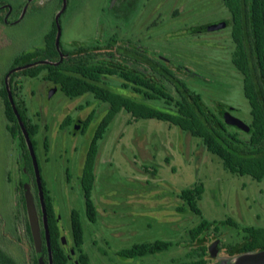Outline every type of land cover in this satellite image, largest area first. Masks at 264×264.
<instances>
[{
    "label": "rangeland",
    "instance_id": "1",
    "mask_svg": "<svg viewBox=\"0 0 264 264\" xmlns=\"http://www.w3.org/2000/svg\"><path fill=\"white\" fill-rule=\"evenodd\" d=\"M59 2L0 0V11L7 10L6 23L1 20L3 12L0 13V86L14 56L42 46L44 33L59 11ZM65 4L59 20L61 42L65 47L69 48L74 42L86 44L94 38L104 39L118 30L121 40L142 44L159 57L165 56L172 63L194 68L197 74L194 82L200 83L188 81V77L181 79L200 92L212 110L216 109L215 101L235 106L243 103L237 87L220 80L222 76L230 81L238 79L230 62L234 49L230 30L199 35L185 30L229 18L222 0H66ZM28 82L25 79V83ZM107 82L115 89L119 88L117 79L109 78ZM43 84L35 82L31 97L29 92H23L28 114L39 125L35 152L40 176L59 215L67 247L72 242L69 211L74 208L81 215L82 247L90 264H100L106 259H114L115 264H166L171 256L190 252L182 244L187 240V229L197 224L200 217L185 209L178 193L195 183L204 187L197 206L206 220L219 222L230 218L236 222L235 227L219 224L218 231H208L207 246L215 238L220 239L217 256L207 255L208 264H219L223 255H228L224 246L240 242L243 226L264 227V178L257 181L248 175L229 172L216 155L205 149L198 137L174 124L157 119H133L126 123L130 114L123 111L112 120L99 145L91 190L97 219L90 222L85 216L79 174L84 162L85 142L89 141L94 127L85 136H74L67 129H61L59 124L64 118L61 107L78 112L80 105L86 106L80 113L84 115L95 103L85 104L86 98L65 100L60 91L46 100ZM88 99L92 100L91 97ZM154 103L156 107L166 108L158 100L147 102L151 106ZM235 114L248 122L246 101L242 112ZM7 124L0 98V236L18 258H26L30 263L32 249L27 239L20 235L25 233L22 223L17 227L20 205L16 185L20 180L27 183L31 178L19 170L18 144L7 131ZM238 133L241 137L246 136L242 131ZM46 135L49 138L47 154L42 144ZM66 165L70 171L69 182L63 180ZM36 189L39 197L38 185ZM36 189L31 188L32 195ZM37 202L36 207L39 206ZM179 207L183 210H178ZM156 239L171 240L174 244L137 260L118 259L115 255L133 243ZM193 250L196 258L199 251L195 246Z\"/></svg>",
    "mask_w": 264,
    "mask_h": 264
},
{
    "label": "trees",
    "instance_id": "2",
    "mask_svg": "<svg viewBox=\"0 0 264 264\" xmlns=\"http://www.w3.org/2000/svg\"><path fill=\"white\" fill-rule=\"evenodd\" d=\"M224 1L226 2L228 8L232 11L240 8L238 3L239 0ZM245 2L248 3L245 8L256 11L258 18H261V15H264V0H245ZM55 30L56 27L53 26L46 35L45 45L43 48L21 52L13 58L11 64L12 67L27 65L33 62L34 65L31 67H24L14 72L10 76L9 87L14 105L31 140L34 151L36 150L34 137L39 131V125L31 120L25 100L16 92L18 80L14 79L15 75L33 77L42 72L45 73L44 76L51 78L54 82L58 83L62 91L69 96L79 95L86 91L96 92L97 90L98 96L109 102L111 109L103 123L97 126L95 135L93 136V141L90 143L86 151V156L82 166L81 181L83 188L84 210L85 216L89 221L94 222L97 216L96 205L91 198L93 185L92 181L94 179V165L98 149L97 141L101 138L102 133L105 131L107 122H109L117 110L124 105L131 110L133 115L137 117L154 118L166 121L171 124L178 125L182 130L188 131L191 134L200 137L206 149L216 155L221 160L223 167L229 172L238 175H248L257 181L264 178V110L260 105L256 113L252 112L256 120V123L254 122V129L256 131H250L249 134H245V137H241L237 131L229 129L220 120V118L202 105L197 95H189V93L184 94L183 92H180L181 99L177 102L176 113L163 111L150 106L136 105L133 101H130V105H128L126 102L129 101L123 96L112 93L102 86H96L93 82L98 78L100 73H118L120 77L135 82L138 76L132 71L123 72V69L118 65H113L112 68H110L109 64L104 62L98 63L92 60L90 56H79L83 59L79 58L78 60L69 62L62 60L53 64H43L37 62L43 59H49L51 61L55 60V56L57 55L54 42ZM152 80L153 79L148 80V83ZM150 84L152 85V82ZM157 93L162 98L168 99V95L163 89L158 90ZM149 96L153 97L151 94H149ZM0 98L3 101L4 115L8 121L6 129L10 136L14 138L18 144L20 155L18 160L19 170L25 175H29L31 178V180L27 183L20 180L16 185L20 205L16 216L18 219L17 227L19 228V225L22 223L25 233L20 235L25 237L30 243L32 237L26 215L23 192L24 186H30V183L33 184L36 189L37 184L34 175L33 163L17 118L9 102L4 83H2L0 88ZM43 147H47L45 142L43 143ZM37 190L38 189H36L35 192H37ZM203 190L204 187L201 183H195L192 187L182 189L178 194L179 198L184 201V204L200 217L197 224L187 229V234L190 237V241L194 243L195 248L198 249L202 256L206 254L208 255L206 243L210 237V235L207 234L210 229L213 230V232H216L218 231L219 224H226L234 227L236 225V222L230 218L216 222L208 221L202 216L201 210L197 206V201L200 199ZM41 191L47 216L48 242L51 253V262L52 264H72L62 246L59 228L56 225L55 210L42 180ZM35 199L36 202H39H37L39 204L38 210L41 213L39 197H37L36 194ZM178 210H183V207H179ZM69 228L73 245L76 246L79 251L78 263L89 264V256L82 249L84 229L81 215L76 209H72L69 213ZM242 232L243 236L240 242L234 245L224 246L225 250L231 255L264 248V227L243 226ZM214 234L215 233L212 235ZM167 245L168 243L161 240L142 242L134 244L130 248L124 249L122 253L126 256L144 255L155 253L158 250L166 248ZM41 247L43 253L46 254V242H43ZM204 263L205 259L203 257L199 261H196L195 264ZM0 264L39 263L35 256L32 257L30 263H28L26 258H18V256L8 248L7 243L0 236Z\"/></svg>",
    "mask_w": 264,
    "mask_h": 264
},
{
    "label": "flooded vegetation",
    "instance_id": "3",
    "mask_svg": "<svg viewBox=\"0 0 264 264\" xmlns=\"http://www.w3.org/2000/svg\"><path fill=\"white\" fill-rule=\"evenodd\" d=\"M223 5L225 7V12L228 13V17H223L220 18L216 21L213 22H208L204 24H198L193 27L186 28L185 30H188L192 35H199L204 32L208 33H215L217 31H223L226 29H229V34H230V40L234 46V49L231 54V65L233 70L235 71L238 81L234 79V81H230L231 79H225L222 78L220 80H224L223 82H229L233 83L238 91L240 92L242 96L243 103H239L238 105H229L225 102L222 101H215V111L212 110L202 99V96L200 92L196 91L191 85L187 84L185 81L182 79L184 77H188V81H192L193 83H200V82H194L195 79L194 77H197V74L194 72V68H189L184 66L183 64L180 63H172L169 58L165 56L159 57L155 52H150L149 49L142 44L138 43H133L128 39L121 40L119 37V33L121 31H116L115 33H112V35L104 38V39H98L94 38L92 41L87 42L86 44L80 43V42H74L72 45H69L70 47L67 48L65 47L62 42H61V26H60V17L62 13L65 11L66 7V0H60V5L58 6L59 11L58 13L55 14L53 21L51 23V27L44 33L43 37V44L40 47L34 48H43L45 45V37L49 33V31L52 29L53 26L56 27L55 30V48L57 55L55 56V60L51 61L49 59H43L39 60L37 62L39 63H58L59 61H74L83 59L81 57H87L90 56L92 60L96 62H104L106 64L110 65V68H112L113 65H118L123 69V72H128L132 71L134 74H137L138 78L135 80V82H132L130 80L124 79L119 76L117 73L113 74H108V73H100L98 78L94 80V85L96 86H102L105 89L109 90L112 93L119 94L123 96L125 99H127L129 102H126V104L130 105V101H133L136 105H145V106H150L154 107L163 111L171 112V113H176L177 112V102L180 101L181 96L180 92H183L184 94L189 93V95H197L200 99V102L204 107H206L209 111L213 112L220 120L231 130L235 131H242L245 134H249L250 131H254L255 127L254 124L256 123L255 116L252 114V112H257L259 105L261 108L264 110V15H261V18L257 17V12L250 10L249 8H245L246 5H248L245 0H239V5L240 8H237L235 11H232L228 8L226 2L224 0ZM57 8V9H58ZM56 9V10H57ZM7 11V10H6ZM6 11H0V13L3 12V16L1 18L2 21L5 23L7 22V17H5ZM58 14L57 22L59 26H57L56 22V15ZM220 23L221 27L216 28V29H207L209 26ZM59 30L58 34V42L56 44V36L57 32ZM184 30V31H185ZM32 51V50H30ZM25 52V51H21ZM19 52V53H21ZM27 52V51H26ZM18 53V54H19ZM17 54V55H18ZM81 56V57H79ZM15 57V56H14ZM13 57V58H14ZM13 60V59H12ZM34 63V62H33ZM33 63H29L27 65H21V66H15L8 68V70L4 73L2 83L5 85V89L7 92V87L10 91L9 87V79L10 76L24 68V67H31L34 65ZM226 63V60H225ZM225 63L223 62V67H222V73H224L225 68ZM12 64V62H11ZM203 68V66H200ZM45 73L40 72L36 76H23V75H15L14 79L18 80L17 83V89L16 92L23 97L24 93L29 92V96L31 97L34 93V86L36 81H40L43 84L42 88H44V98H46L47 93L50 92L49 98L56 93L57 91H60L64 95L65 100H74L77 98H86L84 103H89V101H94L92 106H90L89 110L82 115L80 113H83L85 111L86 106H81L79 109L80 111H71L67 107L66 109L61 107L60 113L63 114L64 118L62 119L61 123L59 124L61 129H67L69 134L71 135H77L81 134L82 136H85V133L91 129V127H94L91 137L89 138L88 142H85L86 149H85V155L83 158V161L86 156V151L90 145V143L93 141V136L95 135L97 126L105 120L107 117L111 107L109 105V102L107 100H104L100 98L96 92L92 91H86L83 92L79 95H74V96H69L62 91L60 85L56 82H54L51 78H48L44 76ZM226 74V72H225ZM109 78H115L119 81V88L115 89L113 86L108 84V79ZM182 78V79H181ZM25 79L29 80V82L26 84ZM153 79L152 85L150 84L151 82L148 83V80ZM148 84H147V83ZM0 86V88H1ZM112 87L115 89H112ZM163 89L164 92L167 93L168 99L162 98L159 96L157 93L158 90ZM24 92V93H23ZM11 93V92H10ZM149 94L153 95V97H150ZM12 96V95H11ZM91 97L92 100H89L88 98ZM48 98V99H49ZM47 99V100H48ZM25 100V99H24ZM150 100H158L159 103H162L161 105H164L166 108H159L156 107V103H154L153 106L148 105L147 102ZM244 101H246L248 108H249V120L248 122L244 121L242 118H240L238 115L236 116L235 113L242 112L243 106H244ZM26 103V101H25ZM98 104L102 105L99 106ZM27 106V104H26ZM130 107V106H129ZM28 109V108H27ZM84 109V110H83ZM83 110V111H82ZM123 111L126 114H130V118L126 119V123H131V121L137 120V119H154V118H142V117H137L132 114L131 110L125 107H120L117 112L114 114V116L111 118L109 122H107L106 129L102 133L101 138L98 139L97 144H98V149L96 153V158L98 157V151H99V145L101 140L103 139L104 134L106 133L110 123L112 120L115 118V116ZM223 112H229L233 116L241 119L243 122H245L249 126V131H243L241 129H238L230 124H227L224 120L223 117ZM96 117V119H95ZM161 121V120H160ZM255 122V123H254ZM37 123V122H36ZM169 123V122H168ZM171 124V123H170ZM175 125V124H174ZM178 126V125H176ZM179 127V126H178ZM180 128V127H179ZM181 129V128H180ZM182 130V129H181ZM184 131V130H182ZM256 131V130H255ZM191 136H195L191 134L188 131H185ZM37 135V134H36ZM35 135V136H36ZM240 135V134H239ZM198 137V136H195ZM199 140L202 143V140L200 137H198ZM35 139V137H34ZM47 144V147L44 148V153L47 154L48 152V144H49V138L46 135L43 139V143ZM42 143V144H43ZM37 144L35 140V145ZM203 144V143H202ZM204 145V144H203ZM205 147V146H204ZM206 149V147H205ZM207 150V149H206ZM36 151V150H35ZM208 151V150H207ZM36 154V152H35ZM213 154V153H212ZM37 159V157H36ZM38 163V162H37ZM83 165V163H82ZM41 171V168L39 172ZM82 174V166H81V172H80V178ZM42 180V179H41ZM64 181L69 182L70 181V171L69 167L66 165L65 170H64ZM79 184V181H78ZM30 190L32 187H34L30 183ZM181 191V190H180ZM33 196H34V202L35 201V194L33 191ZM179 194V193H178ZM38 215H39V221H40V226H41V240L42 244L43 242H46L45 236H44V229H43V222L41 221V213L38 210ZM74 209L71 208L70 211ZM185 209H188L192 211L188 206L185 205ZM55 210V209H54ZM69 211V213H70ZM193 212V211H192ZM56 214V225L59 228L60 232V239L62 246L64 248V251L67 254V257L69 261L72 264H79L78 263V255L79 251L76 246L73 245V242H69V247L66 246V240L64 239V236L62 234V231L64 230L59 222V215L57 211H55ZM97 219V218H96ZM96 219L94 222H96ZM47 220V216H46ZM91 222V221H90ZM92 222V223H94ZM48 228V227H47ZM70 229V228H69ZM71 235V234H70ZM156 240H161L168 245L166 248L158 250L155 253H159L163 250L169 249L174 243L171 240L167 239H156ZM72 241V239H71ZM155 241V240H154ZM185 243V244H184ZM182 245H184V248L190 249V252L186 251V254H183L182 256H171L168 259V262L166 264H195L196 261H199L204 257L205 263L208 264L210 259L208 258L207 254L202 256L198 252V256L195 258L194 257V250L193 246L194 243L190 241V237L187 234V240L184 242ZM138 244V243H133ZM31 249H32V254L30 256L31 261L32 257H36L33 242L29 243ZM132 245L128 247L121 248L116 252V256L118 259L123 258V259H134L137 260V258L140 257H148L149 255H154L155 253H149V254H144V255H134V256H126L122 253L124 249L130 248ZM83 249V247H82ZM84 251V249H83ZM226 251V250H225ZM43 252V251H42ZM208 253V250H207ZM226 254H230L229 252H225ZM103 254V253H102ZM105 255V254H104ZM231 255V254H230ZM51 256V253H50ZM182 258V259H181ZM181 259V260H180ZM209 259V260H208ZM43 260L44 264H48L49 261V255H48V249L47 253H43ZM109 261L111 262L110 264H115L116 262L114 259H106V260H101L100 264H108ZM89 264H90V258H89Z\"/></svg>",
    "mask_w": 264,
    "mask_h": 264
},
{
    "label": "water",
    "instance_id": "4",
    "mask_svg": "<svg viewBox=\"0 0 264 264\" xmlns=\"http://www.w3.org/2000/svg\"><path fill=\"white\" fill-rule=\"evenodd\" d=\"M58 14L56 15V18H55L56 22H57ZM57 26H59L58 22H57ZM219 27H221V24L216 23V24L209 26L207 29H216ZM58 34H59V30H58L57 36H56V44L58 42ZM7 94H8L9 102L12 106V109L15 113L18 124L20 126L21 132L23 134L27 149H28L29 154L31 156L36 184L39 186V190H41V176H40V172H39V168H38V163H37L35 151L33 149V146H32L31 140L27 134V131L24 127V124L20 118V115L17 112V109L14 105V102H13V99H12V96H11V93H10L8 87H7ZM50 95H51L50 92L47 93L46 100L49 98ZM222 114H223L224 120L227 124H230V125L238 128V129H241V130L246 131V132L249 131V129H250L249 126L245 122H243L241 119L233 116L229 112H223ZM23 193H24V199H25L26 215H27V219H28V223H29L30 234L32 237V242H33L35 254L37 256V261L39 264H44L43 252H42V247H41V245H42L41 239L42 238H41V226H40V221H39V215H38V211L36 208V204L34 202V196L32 195V192L30 190L29 185L24 186V192ZM39 201H40L41 219L43 222L44 236H45L46 245H47V249H48V255H49L48 264H52L51 256H50V249H49V242H48V228H47V220H46V211H45V207H44V203H43L42 191L39 192ZM219 242H220V239L215 238L213 241H211L208 244V246H207L208 255L211 258H214L215 256H217V254L220 250L218 247ZM219 264H264V248L258 249V250H250V251H246V252H240V253L233 254V255H223V258L221 259Z\"/></svg>",
    "mask_w": 264,
    "mask_h": 264
}]
</instances>
